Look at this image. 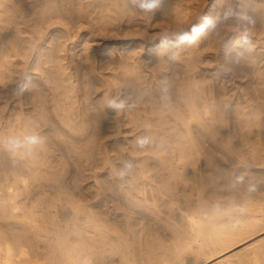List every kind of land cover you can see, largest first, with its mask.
Segmentation results:
<instances>
[{"label":"bare ground","instance_id":"1","mask_svg":"<svg viewBox=\"0 0 264 264\" xmlns=\"http://www.w3.org/2000/svg\"><path fill=\"white\" fill-rule=\"evenodd\" d=\"M0 264H264V0H0Z\"/></svg>","mask_w":264,"mask_h":264},{"label":"clouds","instance_id":"2","mask_svg":"<svg viewBox=\"0 0 264 264\" xmlns=\"http://www.w3.org/2000/svg\"><path fill=\"white\" fill-rule=\"evenodd\" d=\"M156 6V0H139V7L144 10H151ZM43 141L36 137H26L25 141H12L11 142V150L15 151L20 148H26L28 146L36 145L39 143H42ZM140 143H144V141H141Z\"/></svg>","mask_w":264,"mask_h":264},{"label":"rangeland","instance_id":"3","mask_svg":"<svg viewBox=\"0 0 264 264\" xmlns=\"http://www.w3.org/2000/svg\"><path fill=\"white\" fill-rule=\"evenodd\" d=\"M84 170H85V169H84ZM82 173L85 174V175H86L87 173H88V174L90 173V175H91L92 172L86 170V171H83ZM90 175H89V176H90ZM87 177H88V176L86 175V178H87ZM91 179H92V177H88L87 179L83 180L84 182H81V181H80V185L83 186V187H84V186H86V187L89 186V184L92 183ZM87 180H88V181H87ZM86 190H87V191H86ZM89 190H90L89 188L85 189V191H86V192H85V195H87V194H89V193L91 192V191H89ZM177 222H178V221H177ZM179 222H180V221H179ZM177 224H179V223H177ZM152 226H153V227H152ZM150 227H152L151 229H152V231H154V229H153V228H155L154 224H152L151 226H149V228H150ZM31 254H32V253H30L29 255H31ZM29 255H28V256H29ZM40 260H41V259H40Z\"/></svg>","mask_w":264,"mask_h":264},{"label":"snow or ice","instance_id":"4","mask_svg":"<svg viewBox=\"0 0 264 264\" xmlns=\"http://www.w3.org/2000/svg\"><path fill=\"white\" fill-rule=\"evenodd\" d=\"M180 38L187 39L188 37L185 35V36H181Z\"/></svg>","mask_w":264,"mask_h":264}]
</instances>
